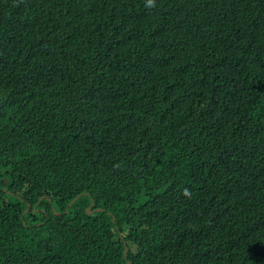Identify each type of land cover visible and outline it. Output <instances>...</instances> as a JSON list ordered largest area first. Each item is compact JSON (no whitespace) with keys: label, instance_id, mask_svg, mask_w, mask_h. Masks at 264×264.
Here are the masks:
<instances>
[{"label":"trees","instance_id":"16d2710c","mask_svg":"<svg viewBox=\"0 0 264 264\" xmlns=\"http://www.w3.org/2000/svg\"><path fill=\"white\" fill-rule=\"evenodd\" d=\"M0 264H264V0H0Z\"/></svg>","mask_w":264,"mask_h":264},{"label":"water","instance_id":"95a60500","mask_svg":"<svg viewBox=\"0 0 264 264\" xmlns=\"http://www.w3.org/2000/svg\"><path fill=\"white\" fill-rule=\"evenodd\" d=\"M5 182H6V180H5ZM74 201H72L71 203H73ZM93 205V203L91 204V206ZM86 212H87V214L88 215H90L91 214V211H90V208H87L86 209ZM126 252H127V247H125V251H124V255H126Z\"/></svg>","mask_w":264,"mask_h":264},{"label":"clouds","instance_id":"9594fccd","mask_svg":"<svg viewBox=\"0 0 264 264\" xmlns=\"http://www.w3.org/2000/svg\"><path fill=\"white\" fill-rule=\"evenodd\" d=\"M149 6H154V0H149Z\"/></svg>","mask_w":264,"mask_h":264}]
</instances>
